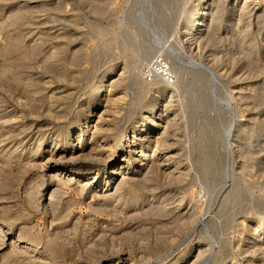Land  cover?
Instances as JSON below:
<instances>
[{
    "label": "rangeland",
    "instance_id": "obj_1",
    "mask_svg": "<svg viewBox=\"0 0 264 264\" xmlns=\"http://www.w3.org/2000/svg\"><path fill=\"white\" fill-rule=\"evenodd\" d=\"M194 1L0 0V264H112L115 253L131 264H158L200 246L197 264L219 245L207 239L212 218L233 251L245 240L247 221L264 210V153L254 131L264 117L263 18L237 0H199L204 13L187 45L182 32ZM164 43L216 77L199 86L184 60L181 75L169 70L174 93L163 91L147 63ZM114 65L123 68L113 87L121 99L95 111L100 100L90 90ZM155 101L165 109V142L148 144L155 163L142 162L124 189L98 192L102 186L52 171L44 151L56 144L53 150L73 152L80 129L101 156L125 157L137 118ZM140 196L149 200L124 207Z\"/></svg>",
    "mask_w": 264,
    "mask_h": 264
},
{
    "label": "bare ground",
    "instance_id": "obj_2",
    "mask_svg": "<svg viewBox=\"0 0 264 264\" xmlns=\"http://www.w3.org/2000/svg\"><path fill=\"white\" fill-rule=\"evenodd\" d=\"M194 1V0H193ZM205 0H203L204 2ZM240 4V6L245 7V4L247 6H251V9L253 8L252 4H251V0H237ZM201 3L199 0H195L192 4L193 6V11L192 13H190V18L189 20H187L188 25L185 26V29L183 30L182 34L184 36V42H186V44H191L189 42H191V40H196L197 37V33L198 30L196 28V23L197 20L199 18V16H201V14H203V7H204V3ZM210 3V2H208ZM156 4V3H155ZM212 4V3H211ZM210 4V5H211ZM215 4V3H214ZM218 7V5H217ZM220 7V6H219ZM248 7V8H249ZM94 8V7H93ZM212 8V7H211ZM217 10V9H216ZM220 10V9H219ZM246 10V9H245ZM257 11L259 12V15L262 16V21L264 24V5L260 8L257 9ZM217 12V11H216ZM219 12V11H218ZM217 12V13H218ZM248 12V11H247ZM220 13V12H219ZM222 8H221V14H222ZM209 14V13H208ZM219 14V15H221ZM147 15V14H146ZM259 16V17H260ZM209 17V16H208ZM216 18H220V16L216 17ZM258 18V17H257ZM261 18V17H260ZM145 20V19H144ZM217 20V19H215ZM202 21V20H201ZM234 24V23H233ZM231 23V25H233ZM183 29V28H182ZM203 34V33H202ZM226 38V37H225ZM183 41V40H182ZM150 45V46H149ZM148 47H145L144 50L142 51V55H143V60L144 58H147V55H149L154 47L153 45L149 44ZM147 46V45H146ZM170 46V45H169ZM173 46V45H172ZM174 47H176L174 45ZM172 48V47H171ZM170 48V49H171ZM177 48V47H176ZM181 48V47H180ZM168 45H166L165 43L161 45V51H164L166 54L167 58H170L171 61L169 63V66H167V62L165 63L163 60H165V58H161V60L158 58L161 57V51L157 54V55H153L150 59V61L147 63V67L149 69V73L150 75L154 78V79H159L160 82L163 81L162 83V90L163 91H167L169 92L168 94H172L175 91V85L174 84H169L170 82H172V79L169 81V78H172L170 71L173 74H176V76L181 75L182 73V69H184L183 66V61L185 60V58L181 55V53L177 50H170ZM141 54V53H140ZM150 56V55H149ZM149 58V57H148ZM197 58V57H196ZM196 58L193 57H187L185 62L186 64H189V66H191L192 70H190V72L193 75V81H195L196 83L199 81L201 82L202 79L204 78V80H206L205 78H208L209 80H213L216 76H215V72L214 70L206 65L201 63L202 61H198ZM73 61V60H72ZM148 61V60H147ZM79 63V62H78ZM70 64V63H69ZM117 65H114L112 67H110V69L108 70V74H107V79L104 80V82L106 81V83H104L103 81H101L98 85L92 87L93 89L90 90V93L93 95L94 100H100V102L95 103L94 104V110L98 111L103 109L104 107L107 109L108 107L107 104H113L115 101H119L121 98L117 96V93L119 94V92L115 91L113 89L114 85H117V82L121 79L118 80V78L120 76H123L121 74H123L122 70L123 68H117ZM195 67L196 69H194L193 67ZM169 67V68H168ZM189 68V67H188ZM170 70V71H169ZM186 72V71H185ZM189 72V71H188ZM168 73L167 78H165V75ZM68 74V73H67ZM61 75V74H60ZM186 75V74H185ZM74 76V75H73ZM243 76V75H242ZM58 77V75H57ZM63 77V75H62ZM61 77V78H62ZM105 77V76H104ZM135 79V78H134ZM207 79V80H208ZM181 80V79H180ZM179 80V81H180ZM201 80V81H200ZM70 81V80H69ZM74 81V79H73ZM121 81V80H120ZM217 80H214V82ZM165 82V83H164ZM199 86H202V82L199 83ZM211 82V81H210ZM209 82V83H210ZM156 83V82H155ZM154 83V84H155ZM167 83V84H166ZM204 83V82H203ZM206 83V82H205ZM204 83V84H205ZM195 84V83H194ZM203 84V85H204ZM83 85V84H82ZM197 85V86H198ZM210 86V85H208ZM207 86V87H208ZM212 86V84H211ZM145 87V86H144ZM205 87V85L203 86ZM216 87V85H215ZM214 87V88H215ZM74 88V87H73ZM211 88V87H210ZM208 89V88H206ZM249 89V88H248ZM56 90V89H55ZM202 90V89H201ZM39 91V90H38ZM69 91V90H68ZM210 91V90H209ZM208 91V93H209ZM37 92V91H36ZM66 92V91H65ZM79 92V91H78ZM202 92H205L204 90ZM140 93V92H139ZM64 94V93H63ZM62 94V96H63ZM167 94V95H168ZM170 94V95H171ZM67 95V92L66 94ZM121 95V94H120ZM166 95V96H167ZM208 94L206 93H201V101L202 102H208ZM212 95V94H211ZM169 96V95H168ZM60 97V96H59ZM66 97V96H65ZM175 97V96H174ZM208 97V98H207ZM63 98V97H62ZM119 98V99H118ZM210 99V98H209ZM257 99V98H256ZM28 100V99H27ZM169 100V99H168ZM159 101V100H158ZM171 101V100H170ZM29 102V101H28ZM40 102V101H39ZM160 102V101H159ZM163 102V101H162ZM161 102V103H162ZM35 103V102H34ZM169 103V102H168ZM209 103V102H208ZM25 104V103H24ZM62 105V104H61ZM114 105V104H113ZM27 106V105H26ZM32 106V105H31ZM60 106V105H59ZM254 106V105H253ZM58 107V106H57ZM170 107V106H169ZM31 108V107H30ZM46 110V109H45ZM111 110V109H110ZM114 110V109H112ZM165 109L162 107V105L158 106L157 101L153 102L152 105H150L149 107H147L142 114L140 115V117L137 118L136 120V124L138 125V128L133 129L132 131V140L130 141L131 144L128 147V151L129 153L124 156H120L117 159H115V157L113 158H108V157H103L101 156V154L97 153L94 149V145L91 146L90 144H88L91 141L90 139H87L85 137V132L87 131L85 130H78V132L75 134V138L74 141H76V145H73L71 147L72 151H58V150H53L54 147H57V145L55 144L54 146H51V148L49 150H45L44 152L46 153V155L52 159L50 162V166L52 167V171L54 170L56 174H66L68 172H71V176L69 180H74L75 177H80L83 178L84 181H86L87 183H92L95 184L97 187L100 185L102 186L101 189L98 190V192H103L106 191L108 188L109 190H112L113 187L115 188V190H117L118 188H122L125 185V180L127 178H129L128 176L130 175H134L136 172H138L140 170V166L145 162H149L150 164L155 163L153 160L155 156H152L148 153L146 154L145 149L147 147H149V143L152 141L154 142L153 144H158V141H162L163 138L160 137L161 134L164 133L166 126V120L164 121V117H162L163 111ZM50 111V110H49ZM52 111V109H51ZM94 111V112H95ZM177 111V110H176ZM34 112V111H33ZM32 112V113H33ZM56 113L59 114V112L55 111ZM62 112V111H61ZM54 113V112H53ZM63 113V112H62ZM35 114V113H34ZM98 114V113H97ZM60 115V114H59ZM67 115V114H66ZM170 115V114H169ZM172 115V114H171ZM176 115V114H175ZM53 116V115H51ZM101 116V115H100ZM167 117V116H166ZM98 118V117H97ZM174 116H172L171 118H169V121H173ZM102 119V118H101ZM175 119V118H174ZM232 121V120H231ZM110 122V121H109ZM165 122V123H164ZM237 122V121H236ZM235 122V124H236ZM88 123V122H87ZM249 123V122H248ZM103 124V123H102ZM170 124V123H169ZM231 124V123H230ZM86 125V124H85ZM106 125V124H105ZM250 125V123H249ZM37 126V125H36ZM108 126V125H107ZM170 126V125H169ZM235 126V125H234ZM238 126V125H237ZM96 127V126H94ZM99 127V126H98ZM106 127V126H105ZM171 127V126H170ZM169 127V128H170ZM109 128H111L109 126ZM226 128V127H225ZM236 128V127H235ZM234 128V129H235ZM247 128V126H246ZM245 128V129H246ZM230 129L231 126H229L226 129L225 135H228L230 133ZM233 129V130H234ZM109 130V129H108ZM157 130H161L160 132ZM236 130V129H235ZM156 131V132H155ZM173 131V130H172ZM238 131V130H237ZM257 134H258V138L255 140L256 144L259 145L261 147L260 151H263L264 153V117L262 119H260L257 122L256 128L254 130ZM15 132V131H14ZM89 132V131H88ZM87 132V133H88ZM91 132V131H90ZM89 132V133H90ZM88 133V134H89ZM167 133V131H166ZM234 133V132H232ZM87 134V135H88ZM126 134V133H125ZM177 135V134H175ZM232 135V134H231ZM260 135V136H259ZM90 136V135H89ZM235 136V135H234ZM168 137V136H167ZM174 137V135H173ZM260 137H263L262 139H260ZM89 138V137H88ZM165 138V137H164ZM161 139V140H160ZM241 141V139H240ZM165 142V139L164 141ZM171 142V141H170ZM169 142V144H170ZM173 144V143H172ZM77 145L79 146V148L77 149ZM101 145V144H100ZM104 145V144H103ZM110 145V144H109ZM168 145V144H167ZM171 145V144H170ZM233 145V144H232ZM237 145V144H235ZM61 146V145H60ZM102 146V145H101ZM96 147V146H95ZM98 147V146H97ZM105 147V146H104ZM152 146H150L151 148ZM167 147V146H166ZM236 147V146H235ZM258 147V149L260 148ZM138 148V149H137ZM165 148V147H164ZM169 148V147H168ZM76 149V150H75ZM173 149V148H172ZM152 150V149H150ZM165 150V149H163ZM162 151V150H161ZM259 151V150H258ZM88 152V153H87ZM247 152V150H246ZM161 153V152H160ZM259 153V152H258ZM257 153V154H258ZM171 154V153H169ZM245 154V153H244ZM68 155V156H67ZM104 155V154H103ZM158 155V154H157ZM161 156V155H160ZM175 156V155H174ZM110 157V156H109ZM157 157V156H156ZM176 157V156H175ZM221 157V156H220ZM263 157V156H262ZM264 158V157H263ZM262 158V160H263ZM174 159V158H173ZM222 159V158H221ZM146 160V161H145ZM170 160V159H169ZM259 160V159H258ZM167 161V159H166ZM174 161V160H173ZM161 162V160H160ZM209 162V161H208ZM264 162V161H263ZM158 163V161H157ZM167 163V162H166ZM171 163V162H170ZM211 163V162H210ZM168 164V163H167ZM222 164V163H221ZM224 164V163H223ZM259 164V162H258ZM263 164V163H262ZM170 165V164H169ZM243 165V164H242ZM106 166H110V169L108 171H105V167ZM155 166V165H154ZM207 166V165H206ZM148 167V166H147ZM146 167V168H147ZM152 167V165H151ZM159 167V166H156ZM155 167V168H156ZM165 167V166H164ZM86 169L83 171H80V169ZM143 168V167H142ZM150 168V167H149ZM79 169V170H78ZM90 169V170H89ZM159 169V168H156ZM165 169V168H164ZM171 169V168H170ZM242 169V168H241ZM225 170V169H223ZM262 170V169H261ZM166 171V170H165ZM164 171V172H165ZM221 171V170H220ZM100 172V173H99ZM140 172V171H139ZM211 172V171H210ZM225 172V171H224ZM261 172V171H260ZM219 173V172H218ZM228 173V172H227ZM264 173V172H263ZM262 173V174H263ZM146 174L144 173V175L142 176L140 174V176L142 177H146ZM167 175V172H166ZM218 175V174H216ZM220 175V174H219ZM218 175V181L216 183L220 184L221 183V179ZM223 175V174H222ZM226 175V174H225ZM229 175V174H228ZM55 176V175H54ZM175 176V175H173ZM138 177V176H137ZM141 177V178H142ZM176 177V176H175ZM174 177V178H175ZM225 177V176H224ZM230 177V176H228ZM226 176V178H228ZM86 178V179H85ZM138 178V179H141ZM233 178V177H232ZM148 179V178H147ZM214 179V178H213ZM216 179V180H217ZM259 179V178H258ZM215 180V181H216ZM232 180V179H231ZM138 181V180H137ZM146 181V180H144ZM148 181V180H147ZM168 181V180H167ZM214 181V182H215ZM233 182V181H232ZM236 182V181H235ZM104 183V184H103ZM140 183V182H139ZM223 183V182H222ZM108 184V185H106ZM116 184V185H115ZM211 184V183H210ZM115 185V186H114ZM142 185V184H141ZM221 185V184H220ZM140 186V184H139ZM214 186V183H213ZM218 186V185H217ZM225 186V185H224ZM97 187H94V189L96 190ZM134 187V186H133ZM145 187V186H144ZM216 187V186H215ZM154 188V187H153ZM214 188V187H213ZM220 188V187H219ZM124 189V187H123ZM151 189V188H150ZM215 189V188H214ZM122 190V189H121ZM217 190V189H216ZM242 190V189H241ZM264 190V189H263ZM227 191V190H226ZM240 191V190H238ZM104 193V192H103ZM97 194V193H96ZM239 194V193H238ZM264 194V193H263ZM149 196V195H148ZM231 198V197H230ZM149 198L147 199L145 196H140L138 197L136 200L134 201H124V207L125 208H129V209H134V208H139L141 204L145 203L146 201H148ZM227 200V199H226ZM152 201V200H151ZM230 201V200H229ZM224 203V202H223ZM222 205V204H221ZM230 205V204H229ZM224 206V204H223ZM220 208V207H219ZM227 208V207H226ZM225 211V215L227 216V213L229 211V209L224 210ZM232 211V210H231ZM220 215H221V211ZM259 216L253 220V221H247V225L246 228L248 227V230L246 231V238L243 241L237 240L238 245L234 246L236 247V250L233 251L231 249V242L229 240H225L226 238L224 237H220L219 235L222 234L220 233V229L219 227V222L216 223L215 221L210 220L206 225V227H208V231H209V235L207 237V239L209 238V240L211 241V243H213L214 241H218L219 245L217 247V251L214 253L213 250L211 252H207V255L205 256V258H203L200 262H198L197 264H264V210L259 212ZM222 217V216H221ZM229 217V216H228ZM220 218V217H219ZM227 217H225L226 219ZM217 219V218H216ZM209 220V219H208ZM228 220V219H227ZM223 220H221L222 222ZM229 221V220H228ZM231 221V220H230ZM195 222V221H194ZM207 222V221H206ZM226 223V228H227V222L224 221ZM223 222V224H224ZM231 223V222H230ZM229 223V224H230ZM222 224V223H221ZM220 224V225H221ZM231 225V224H230ZM219 226V227H218ZM222 227V226H221ZM229 227V226H228ZM174 228V227H173ZM225 229V228H223ZM179 230V229H178ZM218 230V231H217ZM222 231V230H221ZM207 232V231H205ZM220 233V234H219ZM208 234V233H207ZM231 234V233H230ZM224 235V234H223ZM228 235V234H227ZM230 236V235H229ZM18 239L14 240L15 242ZM12 241V242H14ZM240 241V244H239ZM200 244V243H198ZM197 245V244H196ZM192 246V245H191ZM200 247V246H198ZM197 247V249H191L190 247V251H188V254H175L173 256H169L168 258H166L163 262H160L158 264H194L193 260L194 257L199 255V251L200 249ZM24 249H29L31 248L30 243H25V245L22 247ZM188 248V249H189ZM212 249V248H211ZM126 252V251H125ZM202 253V252H201ZM32 254V253H31ZM130 254V253H129ZM111 255V254H110ZM109 255V257H111L113 260L110 262L112 264H131V262H126V258L124 257V254H119V253H115L112 254L111 256ZM235 256H239L242 257L243 261H241L240 263H237L236 261H228V258L230 257H235ZM238 257V258H239ZM101 261V260H100ZM108 261V260H107ZM122 261V262H121ZM92 263V262H91ZM109 263V262H108Z\"/></svg>",
    "mask_w": 264,
    "mask_h": 264
},
{
    "label": "built area",
    "instance_id": "obj_3",
    "mask_svg": "<svg viewBox=\"0 0 264 264\" xmlns=\"http://www.w3.org/2000/svg\"><path fill=\"white\" fill-rule=\"evenodd\" d=\"M251 4L253 6L252 10L256 12L258 8L264 5V0H251ZM167 76H168V73L165 75V78H167ZM170 80L171 78H169V81Z\"/></svg>",
    "mask_w": 264,
    "mask_h": 264
}]
</instances>
